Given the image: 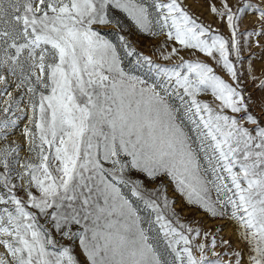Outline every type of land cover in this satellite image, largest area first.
I'll return each mask as SVG.
<instances>
[{"label":"snow or ice","instance_id":"1","mask_svg":"<svg viewBox=\"0 0 264 264\" xmlns=\"http://www.w3.org/2000/svg\"><path fill=\"white\" fill-rule=\"evenodd\" d=\"M0 264H264V0H0Z\"/></svg>","mask_w":264,"mask_h":264},{"label":"rangeland","instance_id":"2","mask_svg":"<svg viewBox=\"0 0 264 264\" xmlns=\"http://www.w3.org/2000/svg\"><path fill=\"white\" fill-rule=\"evenodd\" d=\"M201 2H202V0H201ZM194 10L197 11L198 14L203 12V15H204L205 19H209L210 18L208 16V14L206 12H204L203 8L199 7L198 4L194 5ZM145 43H147V42H145ZM213 223H214L213 221H206V224H208V226H211Z\"/></svg>","mask_w":264,"mask_h":264}]
</instances>
